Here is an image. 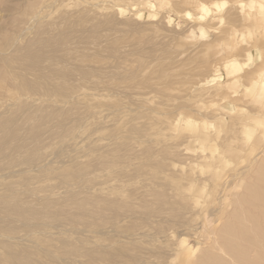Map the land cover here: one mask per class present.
Returning <instances> with one entry per match:
<instances>
[{"label":"rangeland","instance_id":"obj_1","mask_svg":"<svg viewBox=\"0 0 264 264\" xmlns=\"http://www.w3.org/2000/svg\"><path fill=\"white\" fill-rule=\"evenodd\" d=\"M0 141V264H264V0H0Z\"/></svg>","mask_w":264,"mask_h":264},{"label":"bare ground","instance_id":"obj_2","mask_svg":"<svg viewBox=\"0 0 264 264\" xmlns=\"http://www.w3.org/2000/svg\"><path fill=\"white\" fill-rule=\"evenodd\" d=\"M260 8L262 9V6H260ZM262 10H263V9H262ZM59 45H60V44H59ZM48 46H50V45H48ZM61 46H62V44H61ZM65 46H66V45H65ZM59 47H60V46H59ZM61 49H62V47H61ZM68 49H69V48H68ZM39 51H40V50H39ZM64 52H65V51H64ZM68 53H69V51H68ZM68 53L66 52L67 55H68ZM64 54H65V53H64ZM38 55H39V54H38ZM18 56H19V55H18ZM18 58L20 59V57H18ZM27 58H28V57H27ZM29 58H30V55H29ZM20 60H22V59H20ZM26 60H27V59H26ZM31 60H33V59H31ZM33 61H35V59H34ZM33 61H32L31 63L35 64V62H33ZM37 61H38V60H37ZM16 62H18V61H16ZM28 62H29V59H28ZM38 62H39V61H38ZM36 63H37V62H36ZM17 64H18V63H17ZM21 64H22V63H21ZM19 65H20V63H19ZM26 66H27V65H26ZM28 66H31V65H28ZM28 66H27V67H28ZM8 67H9V65H8ZM16 67H17V66H16ZM20 67H23V65L20 66ZM32 67H34V66L32 65ZM94 67H95V66H94ZM18 68H19V67H18ZM28 68H31V67H28ZM9 69H10V67H9ZM83 69H84V68H83ZM86 69H87V68H86ZM88 69H89V68H88ZM11 70H12V69H11ZM13 70H14V69H13ZM13 70H12V72H13ZM23 70H24V69H23ZM25 70H26V68H25ZM15 71H16V70H15ZM24 72H25V71H24ZM28 73H29V72H28ZM31 73H32V72H30V74H31ZM63 73H64V72H63ZM63 73H62V74H63ZM8 74H10V73H8ZM25 75H26V72H25ZM22 76H23V74H22ZM27 76H28V74H27ZM33 76H34V75H33ZM44 76H45V75H44ZM46 76H47V75H46ZM9 77H10V76H9ZM12 77H13V76H12ZM34 77H35V76H34ZM6 78H8V77H6ZM25 78H27V77L25 76ZM41 78L44 79V81H45V78H43V77H40V78H38V79H40V80L42 81ZM3 79H5V78H3ZM47 79L50 80V77L48 76ZM53 79H54V78H53ZM21 80H22V79H21ZM25 80H27V82H28L29 78H27V79H25ZM33 80H34V79H33ZM33 80H32L31 77H30V82L33 81ZM35 80H37V79H35ZM35 80H34V81H35ZM40 80H38V82H40ZM49 80H47V81H49ZM6 81H9V80H6ZM14 81H15V80H14ZM34 81H33V82H34ZM51 81H52V80H51ZM12 82H13V81H12ZM16 82H17V81H16ZM18 82H19V81H18ZM20 82H21V81H20ZM20 82H19V86L22 85V84H20ZM24 82H26V81H24ZM38 82H37V85H39L40 83H42V82H40V83H38ZM49 82H50V81H49ZM52 82L54 83V81H52ZM31 83H32V82H31ZM53 83H52V84H53ZM15 84H16V83H15ZM26 84H27V83H26ZM43 84H44V83H43ZM43 84L41 85V87L44 86V85H46V84H44V85H43ZM52 84H51V85H52ZM24 85H25V83H24ZM30 85H31V84H30ZM32 85H33V84H32ZM35 85H36V84L34 83V86H35ZM37 85H36V86H37ZM53 85H54V84H53ZM19 86H18V87H19ZM25 86H26V85H25ZM39 86H40V85H39ZM16 87H17V86H16ZM21 87H22V86H20V89L22 90L23 87H22V88H21ZM31 87H33V86H30L29 88H31ZM41 87H39L38 90H39ZM46 87H48V86H46ZM46 87H44V89H45ZM49 87H50V86H49ZM35 88H37V87H35ZM42 88H43V87H42ZM50 88H51V87H50ZM27 89H28V86L25 87V90H27ZM32 89H33V88H32ZM48 89H49V88H48ZM52 90H53V89H52ZM27 91H28V90H27ZM30 91H32V90L30 89ZM30 91H29V92H30ZM40 91H41V89H40ZM40 91H39V92H40ZM44 91H46V90H44ZM29 92H28V93H29ZM32 92H33V91H32ZM26 93H27V92H26ZM46 93H47V92H46ZM48 93H49V92H48ZM30 95H31V94H30ZM19 103H20V104H21V103L24 104V102H22V101H20ZM75 105H76V104H75ZM24 106H25V104H24ZM22 107H23V106H22ZM22 107L20 106L19 108L21 109ZM31 113H32V112H31ZM30 116H31V114H30ZM27 118H28V117H27ZM29 118H31V117H29ZM56 118H57V117H56ZM22 119H23V118H22ZM24 119H25V118H24ZM14 121H15V120H14ZM14 121H13V122H14ZM27 121H29V119H28ZM54 122H55V121H54ZM10 125H11V124H10ZM13 125H14V124H13ZM15 125H16V123H15ZM15 125H14V127H15ZM7 126H9V125L7 124ZM19 126H20V125H19ZM19 126H18V127H19ZM9 127L11 128V126H9ZM9 127L7 128V129L10 130V133L8 132L9 134H11V132H16V128H17V127H15L13 131H12ZM20 127H21V126H20ZM12 128H13V127H12ZM42 128H43V127H42ZM36 130H41V129L37 128ZM37 132H38V131H37ZM39 132H40V131H39ZM39 132H38V133H39ZM33 133H34V132H33ZM35 133H36V132H35ZM38 133H37V136L41 134V133H39V134H38ZM34 135H35V134H34ZM34 135H33V136H34ZM40 136H41V135H40ZM36 138H37V137H36ZM38 138H39V136H38ZM22 140H23V139H22ZM2 143H3V141H2ZM2 143H1V141H0V145H1ZM3 144H4V143H3ZM3 144H2V145H3ZM17 146H18V145H17ZM0 148H1V147H0ZM17 148H18V147H17ZM1 149H2V148H1ZM1 149H0V151H1ZM18 149H20V145H19V148H18ZM23 150H24V148H22L21 151H23ZM25 150H26V149H25ZM25 150H24V151H25ZM19 151H20V150H19ZM21 153H22V152H21ZM21 153H20V154H21ZM17 154H18V153H17ZM236 157H237V156H236ZM16 160H17V159H16ZM24 160H25V159H24ZM25 162H26V161H25ZM9 163H10V162H9ZM17 164H18V163H17ZM249 188H251V187H249ZM251 191H253V190L251 189ZM258 194H259V192H258ZM258 194H257V195H258ZM260 194H262V193H260ZM263 194H264V193H263ZM257 195H256V196H257ZM259 196H260V195H259ZM262 196H264V195H262ZM16 197H17V195H16ZM261 198H262V197H260L259 199L261 200L262 203H264V200L261 199ZM15 199H17V198H15ZM256 199H258V198H256ZM17 200H18V199H17ZM18 201H19V200H18ZM18 201H17V202H18ZM258 201H259V200H258ZM261 202H257V203H258V204H261ZM257 203H256V204H257ZM0 204H1V203H0ZM11 204H12V203H11ZM11 204H10V205H11ZM14 204H15V203H14ZM14 204H13V205H14ZM2 205H3V204H2ZM261 205H262V204H261ZM0 206H1V205H0ZM5 206H7L6 203H5V205H4L3 207H5ZM11 206H12V205H11ZM11 206H10V207H11ZM29 206H30V205H29ZM32 206H33V205H32ZM256 206H258V205H256ZM259 206H260V205H259ZM262 206H263V205H262ZM1 207H2V206H1ZM3 207H2V208H3ZM33 207H34V206H33ZM33 207H32V208H33ZM260 207H261V206H260ZM260 207H258V208H260ZM263 207H264V206H263ZM8 208H9V206H8ZM12 208H14V207H12ZM18 208H20V207H18ZM18 208H17V210H18ZM28 208H30V207H28ZM28 208L26 207L27 210H24V211H23L22 208H21L20 212L17 213V217H20L18 214L21 213L22 211H23V212H27L26 214H28V212H30V211L32 210V209H29L30 211H28ZM40 208H41V207H40ZM9 209H10V208H9ZM24 209H25V208H24ZM35 209H37V211H35V212H37V213H35V215H36V214L39 213V210H40V209H39V207H37V208L34 207V210H35ZM256 209H257V207H256ZM261 209H262V211H263L264 208H261ZM7 210H8V209H7ZM11 210H12V209H11ZM17 210L15 209V212H16ZM34 210H32V212H34ZM41 210H42V209H41ZM41 210H40V211H41ZM0 211H1V208H0ZM2 211H4V210L2 209ZM8 211H9V210H8ZM260 211H261V210H260ZM12 212H13V211H12ZM32 212H30V213H32ZM42 212H43V211H42ZM263 212H264V211H263ZM4 213H5V211H4ZM6 213H7V212H6ZM43 213H44V212H43ZM9 214H10V213H9ZM32 214L34 215V213H32ZM261 214H262V213L259 212V215H261ZM23 215H24V213H23ZM33 215H32V217H35V218H36V216H35V215L33 216ZM40 215H42V213L39 214V216H40ZM7 216H10V215L7 214ZM24 216H25V215H24ZM255 216H256V215H255ZM13 217H16V216H13ZM17 217H16V218H17ZM21 217H22V216H21ZM27 217H28V215H27ZM29 217H31V216H29ZM246 217H248V216H246ZM250 217H251V216H250ZM260 217H261V216H260ZM38 218H39V217H37V220H38ZM251 218H252V217H251ZM251 218H250V219H251ZM254 218H256V217H254ZM254 218H253V219H254ZM257 218H258V216H257ZM17 219H19V218H17ZM22 219H23V218H22ZM14 220H15V219H14ZM248 220H249V219H248ZM254 220H255V219H254ZM254 220H252V221H254ZM261 220H263V219H261ZM249 221H250V220H249ZM263 221H264V220H263ZM263 221H262V223H263ZM37 222H38V221H37ZM250 222H251V221H250ZM39 223H40V222H39ZM251 223H252V222H251ZM254 223H255V225H256L257 221H256V222L254 221ZM259 223H260V222H259ZM262 223H261V224H262ZM24 224H25V223H24ZM37 224H38V223H37ZM263 225H264V224H263ZM263 225H262V226H263ZM253 226H254V225H253ZM256 226H257V225H256ZM258 226H260V225H258ZM255 229H256V227H255ZM255 229H254V231H256ZM259 229H260V227H259ZM261 229H262V228H261ZM258 231H259V230H258ZM258 231H256L257 234H258ZM262 231H263V229H262ZM263 233H264V231H263ZM10 236H11V235H10ZM260 236H262V234H261ZM251 237L253 238V236H251ZM15 238H17V236H16ZM260 238H262V237H260ZM260 238H259V239H260ZM263 238H264V237H263ZM263 238H262V239H263ZM248 239H249V238H248ZM256 239H257V237H256ZM257 240H258V239H257ZM263 240H264V239H263ZM263 240H262V242H263ZM232 241H233V240H232ZM252 241H253V239H252ZM243 242H244V241H243ZM262 242H261V243H262ZM246 243H247V242H246ZM246 243H245V244H246ZM255 243H256V242H255ZM255 243H254V246H255V245L257 246V244H255ZM262 244H264V243H262ZM236 246H237V245H236ZM238 246H239V245H238ZM246 246H247V245H246ZM246 246H245V247H246ZM249 246H250V245H249ZM262 246H263V245H262ZM219 247H220V246H219ZM239 247H240V246H239ZM220 248H221V247H220ZM220 248H219V250H221ZM253 248H254V247H253ZM260 248H261V247H260ZM263 248H264V246H263ZM244 249H245V248H244ZM255 249H256V248H255ZM231 250H232V249H231ZM236 250H237V249H236ZM241 250H242V249H241ZM257 250H259V249L257 248ZM257 250H255V251H257ZM239 251H240V250H238V253H239ZM221 252H222V251H221ZM233 252H234V250H233ZM235 252H236V251H235ZM240 252H241V251H240ZM243 252H244V251H243ZM258 252H259V251H258ZM261 252H262V251H261V249H260V253H261ZM248 254H249V253H247V255H248ZM258 254H259V253H258ZM259 255H260V254H259ZM259 255H258V256H259ZM232 256H233V255H232ZM243 256H244V255H243ZM3 257L6 258V256H3ZM238 257H239V256H238ZM240 257H241V256H240ZM248 257L251 258L250 256H248ZM248 257H247V259H248ZM255 257H256V256H255ZM1 258H2V257H1ZM8 258H9V257H8ZM258 258H260V257H258ZM262 258H263V257H262ZM10 259H11V258H10ZM253 259H255V258H253ZM256 259H257V258H256ZM256 259H255V261H256ZM263 260H264V259H263ZM0 261H1V259H0ZM2 261H3V258H2ZM5 261H8V262H9V259H6ZM5 261H4L3 263H5ZM233 261H234V260H233ZM252 261H253V260H252ZM257 261H258V259H257ZM257 261H256V262H257ZM8 262H7V263H8ZM249 262H250V261H249ZM3 263H2V264H3ZM7 263H6V264H7ZM254 263H255V262H254ZM263 263H264V261H263ZM249 264H250V263H249ZM251 264H253V263H251ZM256 264H257V263H256Z\"/></svg>","mask_w":264,"mask_h":264}]
</instances>
